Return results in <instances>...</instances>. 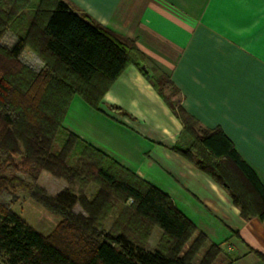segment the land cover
<instances>
[{
	"label": "trees",
	"instance_id": "16d2710c",
	"mask_svg": "<svg viewBox=\"0 0 264 264\" xmlns=\"http://www.w3.org/2000/svg\"><path fill=\"white\" fill-rule=\"evenodd\" d=\"M26 47L43 61L42 70L22 62L20 54ZM134 55L138 52L132 42L81 18L62 0H0V257L4 264H195L199 254L197 264L215 263L220 246L197 235L166 194L118 167L114 159L63 126L73 96L96 109L129 64L148 79ZM152 81L183 125L173 151L226 190L242 219L264 223V187L253 168L220 129L202 128L180 106L174 109L169 104L159 84L177 91L167 77ZM41 172L68 187L49 196L37 183ZM93 181L101 188L92 199L74 194V185L85 187ZM19 191L60 218L52 236L64 247L12 212ZM108 191L122 202L131 201L130 210L125 214L122 209L119 220L126 219L124 224L131 230L137 228L135 237L127 228L112 234L95 225ZM77 205L82 212H74ZM152 227L167 240L166 251L150 252L140 246Z\"/></svg>",
	"mask_w": 264,
	"mask_h": 264
},
{
	"label": "crops",
	"instance_id": "0c3cea01",
	"mask_svg": "<svg viewBox=\"0 0 264 264\" xmlns=\"http://www.w3.org/2000/svg\"><path fill=\"white\" fill-rule=\"evenodd\" d=\"M62 1L132 42L149 77L129 64L96 109L73 96L64 128L166 194L197 235L220 246L214 264H264V223L242 219L226 190L173 151L183 125L152 83L167 77L179 106L220 129L264 187V0ZM20 59L44 68L28 47Z\"/></svg>",
	"mask_w": 264,
	"mask_h": 264
},
{
	"label": "rangeland",
	"instance_id": "374dc122",
	"mask_svg": "<svg viewBox=\"0 0 264 264\" xmlns=\"http://www.w3.org/2000/svg\"><path fill=\"white\" fill-rule=\"evenodd\" d=\"M9 40H5V44H7ZM160 90L169 102V104L173 108H177L179 106V96L175 94L167 85L159 84ZM196 129V128H195ZM106 155V154H105ZM107 156V155H106ZM109 157V156H108ZM111 158V157H110ZM2 159V158H1ZM16 160H19L18 158ZM117 163V162H116ZM118 167H121L119 163H117ZM38 185L43 187L46 193L49 196H57L60 192H62L68 185L60 179H56L49 175L46 172H41L37 181ZM101 186L93 183H87V186L74 185L72 188L74 194L76 196L81 193L84 194L88 199H92L93 196L100 190ZM17 199L11 204V210L13 213L18 215L20 219L25 222L30 228H32L35 232L40 234L43 237H50L55 229V227L60 222V218L58 216L52 215L47 212L43 207L39 204L32 201L29 196L23 192H17ZM131 201L122 202V200H118L115 196H112V193L108 191V198L104 204L102 211L96 217L95 225H97L98 229L103 232L115 234L122 229H126L127 226L124 224L126 219L119 220V214L122 209L125 210V214L130 210ZM74 212L79 213L82 212L79 206L77 205L74 208ZM121 218V217H120ZM125 225L124 227L122 225ZM132 231L133 236L138 235L137 228H133L132 230L127 228L128 231ZM129 231V232H130ZM145 242H140V246L143 247L146 251H154L156 249H162L166 251L169 244L166 239L162 237L161 231L152 227L150 233L145 236ZM51 241H53L59 247H64L65 245L61 240L56 237H51ZM187 249V246L184 248ZM184 251V250H183ZM202 254H199L195 261H199L198 258L201 259ZM198 263V262H196ZM0 264H4L3 259L0 257Z\"/></svg>",
	"mask_w": 264,
	"mask_h": 264
}]
</instances>
